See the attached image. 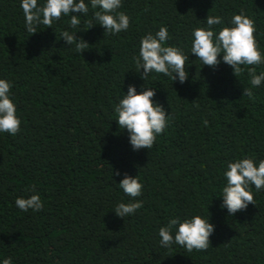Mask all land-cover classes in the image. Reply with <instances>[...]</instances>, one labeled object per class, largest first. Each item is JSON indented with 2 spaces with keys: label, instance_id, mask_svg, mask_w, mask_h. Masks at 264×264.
Returning <instances> with one entry per match:
<instances>
[{
  "label": "trees",
  "instance_id": "16d2710c",
  "mask_svg": "<svg viewBox=\"0 0 264 264\" xmlns=\"http://www.w3.org/2000/svg\"><path fill=\"white\" fill-rule=\"evenodd\" d=\"M21 0H0V78L11 82L21 120L15 136L0 134V260L13 264H264V190L252 187L255 204L234 215L218 197L230 161L264 160V84L251 87L249 71L236 76L190 54L191 33L208 15L228 25L244 12L255 23L264 52V0H123L130 27L117 35L81 18L80 53L60 33L75 32L69 17L29 33ZM42 3L43 0H40ZM75 14V13H74ZM167 27L166 46L189 54L181 84L152 73L145 82L135 64L140 41ZM217 31L222 26H215ZM139 71V72H138ZM146 83L169 113L168 127L151 149L133 151L115 106L134 84ZM138 176L143 193L135 214L112 211L128 203L118 183ZM40 211L23 212L17 197L32 190ZM196 214L215 226L206 250L160 246L159 228Z\"/></svg>",
  "mask_w": 264,
  "mask_h": 264
},
{
  "label": "clouds",
  "instance_id": "9594fccd",
  "mask_svg": "<svg viewBox=\"0 0 264 264\" xmlns=\"http://www.w3.org/2000/svg\"><path fill=\"white\" fill-rule=\"evenodd\" d=\"M122 3L123 0H43L42 3L40 0H21L20 7L25 17L26 31L32 34L38 31L40 25L52 27L54 21L69 17V27L77 31L64 30L60 33V38L70 46L74 44L76 51L80 53L87 49L88 43L82 38L77 39L76 33L81 31V18L88 17L90 9L95 11L88 22V29L100 25L110 35L129 29L130 17L119 11ZM206 25L194 28L191 33L190 54H194L203 66L216 68L225 63L232 67L236 76L243 70L242 66L264 64V52L260 50L254 35L255 23L244 12L234 14L228 25H225L222 16L208 15ZM215 26L222 27L217 31ZM169 39L168 29L164 26L155 34L149 32L142 37L134 62L139 71L143 69L141 79L145 82L152 73L163 74L181 84L187 80L186 62L189 61V54L182 48L166 46ZM249 75L251 87L244 88V95L251 97L252 89L264 84V71L257 74L255 67H252ZM11 88L10 81L0 78V134L15 136L21 131V120L17 115ZM155 95V89L147 87L146 83L141 86L140 91L136 85L130 84L127 93H123L115 106L118 117L116 121L121 130H127L133 151L151 149L157 137L168 127L169 113L154 100ZM223 175L226 183L218 197L222 198L221 209H226L230 215L247 209L249 204H255L253 186L257 192L264 190V160L243 157L230 161ZM118 186L131 201L116 204L112 211L117 217L125 218L142 207V201L136 198L142 195L143 184L138 176L125 174ZM32 193L26 197H17L16 207L23 212L30 209L37 212L42 210L44 205L39 194L34 189ZM214 230L215 226L210 222L209 216L196 214L183 220L175 217L159 228V243L163 248L177 244L189 252L206 250ZM0 264H13V260L11 257L4 258L0 260Z\"/></svg>",
  "mask_w": 264,
  "mask_h": 264
}]
</instances>
